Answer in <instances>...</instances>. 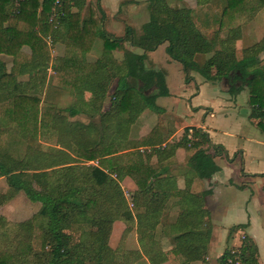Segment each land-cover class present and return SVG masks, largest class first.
<instances>
[{
	"label": "trees",
	"instance_id": "obj_1",
	"mask_svg": "<svg viewBox=\"0 0 264 264\" xmlns=\"http://www.w3.org/2000/svg\"><path fill=\"white\" fill-rule=\"evenodd\" d=\"M148 1L149 18L140 31L126 25L123 34L114 35L102 27L103 14L90 12L82 19L78 10H72L70 6L78 0H61L60 6H54L53 0H0V53L12 56L9 69L0 57V113L11 122L0 124V176L7 184V189L0 190V205L19 190L40 201L37 211L14 228L0 215V264H131L141 251L156 264L167 257L161 235L168 237L180 264L206 258L211 224L205 196L210 189H180L171 176L145 162L138 147L161 143L155 127L136 140L126 134L143 109H158L155 98L168 94L163 72L145 64L148 51L163 42L168 55L181 63L186 81L197 71L205 79H227L231 94L246 87L250 117L258 119L264 132V34L242 47L239 56L234 47L241 34L240 23L264 6V0H225L215 19L218 30L228 29L224 38L207 36L197 26L190 6ZM60 25L64 26L65 48L53 82L70 87L75 97L65 107L48 102L40 91L49 56L45 35L59 36ZM96 36L102 38V51L88 61L84 52ZM217 42L220 46L215 48ZM24 45L29 52L22 50ZM113 50L122 51V57H116ZM210 51L209 64L204 66L199 58ZM24 71L32 73L18 80ZM154 84L157 89L146 94ZM85 90L92 95L90 101L83 96ZM108 95L109 105L102 110ZM83 112L90 113L87 122L73 118ZM118 119L122 124L116 133ZM54 124L70 138L71 151L54 143L46 145L39 138ZM187 128L178 141L166 144V149L153 146L146 155L154 152L159 156L165 151L171 155L179 145L188 147ZM193 134L196 138L189 146L193 151L187 159L188 171L199 178L208 177L219 169L214 156L221 146L214 144L211 153L204 146L206 133L194 128ZM9 135L21 139L22 151L10 145ZM126 174L137 185L131 194L132 208L120 184ZM174 194H178L175 203L179 211L167 222L163 210ZM116 219L126 222L121 237L135 222L141 250L108 243ZM71 232H78V240H73ZM217 262L260 264L257 246L245 236L239 250L228 245Z\"/></svg>",
	"mask_w": 264,
	"mask_h": 264
},
{
	"label": "crops",
	"instance_id": "obj_2",
	"mask_svg": "<svg viewBox=\"0 0 264 264\" xmlns=\"http://www.w3.org/2000/svg\"><path fill=\"white\" fill-rule=\"evenodd\" d=\"M120 1L121 0H98V4H100L102 9L106 12V17L108 18L109 16L115 15V13L119 11L120 6L123 7V12H126V0H124L121 5ZM190 7L193 8V5ZM148 10L150 11V7ZM115 21L116 26L123 23L121 17L115 19ZM104 26L105 24L102 22V27L104 28ZM105 27L107 28L106 31L120 33V30L115 31L111 29L109 23H106ZM45 38L49 46V56L46 60L47 83L50 73L54 72L53 66L50 65L51 60L57 57L61 58L64 55L65 38L64 36H45ZM239 39H237L236 42H238ZM124 44L127 45L126 42H124ZM162 44L164 47L167 45L163 42L154 50L148 51V57L145 60V64L147 67H151L147 65L149 59H153L155 62L157 61V58H163L165 60L163 66H157L154 68L160 69L163 72L168 89V94H166L165 97H170L169 101L171 107H173V104L175 105L174 115L170 110L168 112L166 103L162 102L161 104V97L157 96L155 98V103L157 104L158 109H151L148 107L143 109L137 118L129 125L126 137L131 140L139 139L142 135L148 133L153 127H155L157 130V136L162 138L161 143L155 145H141L138 147V150L141 151L144 157H146L145 162L151 164L158 170H162V175L171 176L172 180L175 181L174 183L176 186L180 189L187 188L195 192L210 189V192L205 196V204L210 212L211 224L208 253L204 260H194L191 264H215L213 259L217 262V257L228 245H233L234 248L238 246L240 247L245 236H249L255 242L257 246V259L260 264H264V132L257 123L258 119L250 117L251 106L249 103V94L243 88L235 93V95L232 94L233 96H231L228 91L227 79L209 80L205 79L197 71H192L191 74L196 89L192 91L191 100H189L188 103L183 104L180 98L172 96L173 81L176 80L175 82H179L183 77L181 63L180 67H174L172 61L175 59L171 58L168 53L167 56L164 52L159 54V47H161ZM54 45L58 49V52H53ZM92 45L90 49L92 48ZM90 49L84 52V57L88 61L95 60L100 56L89 54ZM22 50L26 52L30 51L27 45H24ZM135 50L141 52L140 49L136 48ZM113 54L118 58L122 57V51L113 50ZM0 57L4 61H7L9 58L11 62V55L0 53ZM6 61V67L9 69ZM32 71H24L20 73L17 79H27ZM24 74L27 76H22ZM186 83L189 84L190 81ZM58 85L63 84L59 83ZM156 89L157 88L153 89L152 92ZM241 94L242 96H240ZM91 97L92 96L88 97L86 100L90 101L92 99ZM166 102L169 103L167 100ZM143 111H145L144 114H142L145 121L142 120L140 122L138 118ZM155 112H160L161 115L155 116ZM201 112L203 115L199 116ZM178 114L189 115L192 120L185 121V118H180ZM154 118L156 121H154ZM147 120H149L150 124L146 123ZM186 126L200 128L206 133L208 141L204 146H207L209 152H215V149L213 148L214 144L221 146V150L214 156V160L218 164L219 169L208 177L199 178L188 171L187 159L193 151V148L189 147L192 140L187 143L188 147L182 145L177 146L171 155H168L166 151L159 156L154 152L150 155H146V152L153 150V146L164 150L167 148L166 144L178 141L183 135ZM66 136L67 135L61 133V140L57 145L65 150L71 151V146L67 143ZM194 138L196 137L193 134V139ZM88 162L95 163L96 161ZM124 183L126 184V192H128L129 195L132 194L137 185L130 175L126 174L120 181L121 186H123ZM36 187L42 192V188L37 185ZM5 189H7V184L5 177L1 175L0 190ZM19 197L25 198L27 202L26 204L29 207L34 206V209L30 214H27V216L18 218L13 224L9 220L11 218L9 215L6 213L0 214L8 221V227H10V225L16 227L19 221L29 218L40 206L39 200H31L22 190L17 191L12 198L1 205H4L11 200H17ZM177 197L178 194H174L170 197L167 208L163 210L164 221L169 222L177 215L179 211V207L175 203ZM113 224L108 239V243L111 246L116 245L114 244L113 238L111 240V237L114 235H112ZM232 226H237V228L230 230ZM125 227L126 222L122 226H118L119 237H121ZM129 231L131 232L132 229ZM129 231L128 237L130 236L129 234L132 233H129ZM71 235L73 240H78V232H71ZM126 236L125 233L123 236L124 247L136 248L137 246L129 247V241L127 242L128 245H126ZM166 239H168L166 235H161L160 244L162 249L166 251L167 257L156 264H180L176 254L170 250L171 246ZM140 247L141 245L139 243L138 248ZM141 254L142 255L138 258V261H144L145 264H152L145 253L141 251Z\"/></svg>",
	"mask_w": 264,
	"mask_h": 264
},
{
	"label": "rangeland",
	"instance_id": "obj_3",
	"mask_svg": "<svg viewBox=\"0 0 264 264\" xmlns=\"http://www.w3.org/2000/svg\"><path fill=\"white\" fill-rule=\"evenodd\" d=\"M123 2H124V0H121L120 5ZM98 3H99L98 0H78L77 4H72L70 7L72 10H78L80 12V16L82 19L88 17L90 12L95 13V15H97V16H101V14H103L104 17H102V22L105 24V26H106V23H109V27L111 29H113L115 31L120 30V33H116L114 31L110 32L107 30V32H110L114 35L123 34L125 25L133 26V28L138 32V31H140L142 23L147 21L149 18L148 8L150 7V1H147V0H126V12L124 13L122 10L123 7L120 6L119 11L117 13H115L116 16L113 15V16H109L108 18L106 17L107 16L106 12L102 9L100 4H99V6L97 5ZM167 3L173 7L193 5L192 11H193L194 20H195L197 26L207 36L217 35V36L224 38L225 35L227 34L226 32L228 29L218 30L217 29L218 25L215 21L216 15L219 13L221 8L225 4V0H199V1H195V0H167ZM204 7H205V9H204ZM124 8H125V6H124ZM120 17L122 18L123 23L122 24L117 23L119 25L116 26L115 19H118ZM114 24L116 27L114 26ZM105 26H104V28L106 30L107 28ZM58 29H59V33H58L59 36H64V26L60 25V27ZM240 31H241V34L239 36L240 39L238 38L239 39L238 42H236L237 41L236 40L235 45H234V47L236 48V54L238 56L241 54V48L242 47L250 45L253 42L259 40L261 38V36L264 34V6L258 8L252 14V16L249 17L248 19L242 20V22L240 23ZM45 36H50V35L46 34ZM126 44H127V46L129 45L128 42H126ZM218 46H220L219 43L218 42L215 43L214 47L217 48ZM159 48H160L158 51L159 54L164 52L167 56V52L165 49L166 45L164 47V45L162 44V46ZM101 49H102V39L100 37H96L94 39L92 48L89 51V54L94 55V56H98L101 53ZM53 52H58V49L55 47V45H54ZM212 52L213 51H210V52L204 53L200 56L199 60H200V62H203L204 66H208L209 57L212 54ZM53 59L51 60L50 65L53 66V69L55 71V69H57L59 67V63H60L61 59H59V57L53 58ZM6 62H7L8 68H9L11 65L10 59L8 58V60ZM164 62H165V60L163 58H160V59L157 58L156 62L153 59H149L147 65H149L151 67L163 66ZM172 62H173L174 67H176V66L180 67V62L178 60H173ZM261 63H264V54H262V62ZM48 64H49V60H48ZM53 74H54V72L50 73L49 80L47 81V83L45 81L44 87L40 90L41 91V97L46 99L48 102L56 105L57 107L68 106L69 104L73 103V101L75 100V97L73 95V91L70 87L54 84ZM22 76L26 77L27 75L24 74ZM182 76L183 77H182L181 81H179V82H175L176 80L173 81L174 84L172 85V96L180 98L181 102H183V104H185V103H188L189 100H191L192 93H193L192 91L194 89H196V85H195V82L193 81L192 77L188 81H186L185 75L183 72H182ZM189 81H190V83L187 84L186 82H189ZM244 89L249 94L248 89L246 87ZM110 91H111V89H110ZM230 95L233 96L235 94L232 95L230 93ZM83 96L86 100L88 97H90L92 95L85 90V91H83ZM158 96L161 97L160 103L162 104V102H165L166 107L168 108V112L170 110V112L174 115L175 105L173 104V107H171L170 101H169L170 97L166 98L165 95H158ZM240 96H242V94ZM2 100H3V97H2V95H0V106H1ZM166 100L169 103H167ZM108 105H109V95L107 96V99L104 101V104L102 106V110L106 109L108 107ZM144 112L145 111H143L138 118V120L140 122L142 120H144V116L142 115V114H144ZM158 115H161V113L155 112V116H158ZM200 115L202 116L203 113L201 112L199 114V116ZM179 117L185 118V121L186 120L187 121L192 120V118H190L189 115L186 116V114H184V115L180 114ZM73 118H78L84 122H87L90 118V113L89 112H83L81 114L74 116ZM7 120H8V118L3 117L2 114L0 113V124L6 123ZM154 121H156L155 118H154ZM9 123H11V122L9 121ZM146 123L150 124L149 120H147ZM121 124H122L121 120L118 119L116 124H115V132L116 133L120 132ZM53 126L57 130L58 133L55 132L56 130L53 127H50L49 129L46 130V132L44 134H42V133L39 134V138L41 140H43V142H46V145L47 144H53V143L57 144L61 140L60 135L63 132L59 129V126L57 124H54ZM14 136H15V133H13L11 137L14 138ZM11 137H10V135L8 136V139L11 141L10 145L15 147L17 150L22 151L23 143L21 142V139H17V138L11 139ZM65 138H67L66 141L71 146L70 138L68 136H66ZM13 150L16 152V150L14 148H13ZM125 183H126V181H125ZM125 183L122 186L123 194H124L125 198L127 199L128 207L132 208L133 207V201H132V197H131L132 195L131 194L129 195L128 192H126V184ZM26 203H27L26 199L22 198V197H19L17 200H11L10 202L0 206V214L6 213L7 215H9L11 217L9 220L13 224V222H16L18 218H22L24 216H27V214H30L33 211L34 206L29 207ZM123 224H125V222H123L122 220H115L114 221V224H113L114 233L112 231V235L113 234L114 235L111 237V240L113 238L114 244L120 243L121 246L122 245L124 246V238L119 237L118 226H122ZM10 227H14V226L10 225ZM131 229H132V231H131L132 233L129 231V233H131V234H129L130 235L129 237H128V231L126 232L127 236L125 239L126 240L125 243H126V245H128L127 242L129 241V245H128L129 247L137 246L136 248H138L139 247V240L137 237V232H135V222H134L133 227ZM166 240H168V239H166ZM160 241H161V239H160ZM170 246H172V245L170 244ZM122 249L125 250L124 247L119 248V250H122ZM127 249H129V248H127ZM131 249H134V248H131ZM213 262L215 264H218V262H216L214 259H213ZM131 264H145V263H144V261L140 262L137 259V260L133 261V263H131Z\"/></svg>",
	"mask_w": 264,
	"mask_h": 264
},
{
	"label": "built area",
	"instance_id": "obj_4",
	"mask_svg": "<svg viewBox=\"0 0 264 264\" xmlns=\"http://www.w3.org/2000/svg\"><path fill=\"white\" fill-rule=\"evenodd\" d=\"M19 1V0H17ZM54 6H60L61 0H53ZM52 19V15L50 17ZM193 127L192 126H188L187 130H186V136L189 140L193 139ZM234 250H239V246L235 247ZM238 262H236L237 264Z\"/></svg>",
	"mask_w": 264,
	"mask_h": 264
},
{
	"label": "water",
	"instance_id": "obj_5",
	"mask_svg": "<svg viewBox=\"0 0 264 264\" xmlns=\"http://www.w3.org/2000/svg\"><path fill=\"white\" fill-rule=\"evenodd\" d=\"M155 88H157V87H156V84H154V85H152L151 87H149V89H147L145 93H146V94L151 93V92L153 91V89H155Z\"/></svg>",
	"mask_w": 264,
	"mask_h": 264
}]
</instances>
